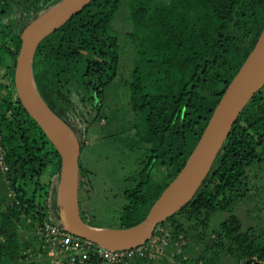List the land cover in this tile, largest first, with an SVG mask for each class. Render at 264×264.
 <instances>
[{"label":"trees","instance_id":"trees-1","mask_svg":"<svg viewBox=\"0 0 264 264\" xmlns=\"http://www.w3.org/2000/svg\"><path fill=\"white\" fill-rule=\"evenodd\" d=\"M57 1L0 0V153L13 193L5 204L0 195V264H20L31 253L41 252L49 246L43 223L58 224L59 154L13 86L19 34ZM123 1L131 18L127 33L139 47L127 104L137 117L130 130L135 148L141 150L138 168L121 192L122 204L109 211L116 220L114 228L142 220L181 168L264 26V0ZM120 4L121 0H89L45 35L32 55L36 91L76 136L79 151L88 129L101 118L103 87L116 72L117 41L108 29ZM262 164L264 84L239 112L193 195L159 222L156 227L163 230L155 227L152 235L181 241L192 231L206 228L210 211L225 209L234 198L242 197L254 176H248L249 170H259ZM154 165L159 169L155 179L150 175ZM86 176L78 161V212L85 223L100 227L81 214L90 193ZM25 218L30 219L29 226L35 221L33 226L40 230L37 244L20 239L18 231ZM200 231L196 238L203 244L202 251L193 260L188 258L191 264H216L219 253H225L230 264H264V237L259 238L252 228L243 229L236 215L227 216L214 231L212 227L207 241ZM181 248L186 252L184 245ZM89 257L96 261L91 252Z\"/></svg>","mask_w":264,"mask_h":264},{"label":"rangeland","instance_id":"rangeland-1","mask_svg":"<svg viewBox=\"0 0 264 264\" xmlns=\"http://www.w3.org/2000/svg\"><path fill=\"white\" fill-rule=\"evenodd\" d=\"M160 1L167 2V0ZM130 27L129 10L121 0L108 29V33L117 41L116 72L103 87L99 111L101 118L88 129L84 138V147L78 155V161L86 171L90 187L88 204L84 206L83 216L85 220H91L100 227H116V220L110 216L109 211L122 204L121 192L130 182L127 178L131 177L130 174L138 168L136 161L141 150L135 148L133 130H130V125L136 122L137 117L130 112L127 104L130 73L139 60L138 44L135 40L132 41L127 33ZM157 167L158 165H154L150 172L154 179L158 175ZM160 170L165 172L168 168L160 167ZM248 174L254 176L247 183L244 195L234 198L225 209L210 211L211 213L206 216L208 223L206 228L192 231L181 241H172L168 236H159L158 233L151 234L147 241L133 249L129 264H133L130 261L134 259L140 261L137 264H191L202 251L203 244L196 238L201 233L200 230L203 231V236H199L203 241L204 239L207 241L218 224L231 214L240 219L243 229L252 228L254 234H260L259 238L264 237V164L259 170L251 168ZM12 194L0 153V195H4V204L12 200ZM29 222H31L29 218L23 219L24 227L20 228L18 233L22 242L34 245L38 242L40 230L34 227L35 221H32L30 226ZM212 227L213 231H210ZM156 228L163 230L160 226ZM48 241V247H42L41 252L31 253L19 263L70 264L68 258L71 252L61 250L58 245H52L49 235ZM183 245L187 253L181 248ZM188 258L192 260L188 262ZM215 262L230 264L231 259L225 253H219Z\"/></svg>","mask_w":264,"mask_h":264},{"label":"water","instance_id":"water-1","mask_svg":"<svg viewBox=\"0 0 264 264\" xmlns=\"http://www.w3.org/2000/svg\"><path fill=\"white\" fill-rule=\"evenodd\" d=\"M88 1L58 0L23 27L14 61L13 85L25 110L59 154L57 223L67 233L89 240L102 248L132 249L147 241L156 224L175 212L193 195L239 112L264 84V26L223 90L183 165L152 202L143 219L124 228L96 227L85 223L78 212L77 138L39 97L31 66L37 43Z\"/></svg>","mask_w":264,"mask_h":264},{"label":"built area","instance_id":"built-area-1","mask_svg":"<svg viewBox=\"0 0 264 264\" xmlns=\"http://www.w3.org/2000/svg\"><path fill=\"white\" fill-rule=\"evenodd\" d=\"M45 234L50 236L51 244L58 245L61 250L71 252L70 264H128L133 249L109 250L64 231L59 224L43 223ZM95 259L91 262L89 253ZM92 259V260H93Z\"/></svg>","mask_w":264,"mask_h":264},{"label":"flooded vegetation","instance_id":"flooded-vegetation-1","mask_svg":"<svg viewBox=\"0 0 264 264\" xmlns=\"http://www.w3.org/2000/svg\"><path fill=\"white\" fill-rule=\"evenodd\" d=\"M80 152V151H79ZM82 214V216H83V213H81ZM88 220V219H87Z\"/></svg>","mask_w":264,"mask_h":264}]
</instances>
